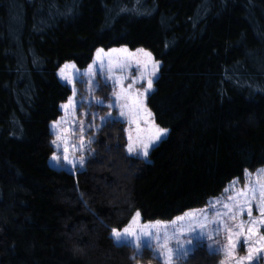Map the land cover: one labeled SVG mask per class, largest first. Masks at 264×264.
Instances as JSON below:
<instances>
[{"label": "trees", "instance_id": "obj_1", "mask_svg": "<svg viewBox=\"0 0 264 264\" xmlns=\"http://www.w3.org/2000/svg\"><path fill=\"white\" fill-rule=\"evenodd\" d=\"M120 47L160 63L146 104L167 137L147 162L110 123L84 170L54 169L50 124L71 96L59 69ZM262 167L264 0H0V264L160 263L110 230L203 208ZM222 258L199 248L182 264Z\"/></svg>", "mask_w": 264, "mask_h": 264}, {"label": "snow or ice", "instance_id": "obj_2", "mask_svg": "<svg viewBox=\"0 0 264 264\" xmlns=\"http://www.w3.org/2000/svg\"><path fill=\"white\" fill-rule=\"evenodd\" d=\"M122 51L126 52L127 50L124 49ZM100 52H103V49L99 50L97 53V59L100 60V63L95 66H89V73H91L92 76L95 75L96 71H100L101 74L105 71L104 62L100 59ZM137 52L144 53L148 58V61L144 63V67L147 68L148 63L151 62V53H146L144 49H138ZM125 67H127L126 63L121 64L120 62H116L113 64L111 60L106 67L107 75L104 77V86L110 87L114 96V99H112L110 103L104 100L94 99L87 101L81 99L77 101L75 99L76 89L73 85V95L68 98L67 103L61 105V109L65 113L71 111L73 114L77 107L83 110L87 105L89 108L88 112L81 111V119L76 120L74 117L72 124L61 129V132L56 133V139L51 141L57 149L61 147L60 144H57V141L60 140L62 142L64 145L62 153L63 159L73 168H75L77 164L80 168H83L85 160L83 156H81L78 161L69 159V148L71 147L74 151L84 150V133L88 129H93L95 127V121L97 119L100 120L101 125L104 127L110 123L115 124L125 121L130 124H135L137 133L142 131L140 128L141 120L146 124L150 122L148 118L151 117L152 113L146 108L144 100L152 90V77L159 70V64L158 62L152 63V70L148 72L147 78L143 75H138L133 78L131 83L126 87L124 85V79H126V77L117 76L114 72L115 68L123 70ZM68 68L75 69V65L65 64L64 67L60 69L59 75L61 79L65 80L68 84H73V78L65 74V69ZM87 74L88 73H81V76ZM109 81H111V85H109ZM80 82L84 83L83 80ZM138 82H145L146 86L143 89H136L134 86ZM87 83H90L93 89L102 91L99 83L95 82L91 76ZM93 103L100 108H115L119 115L113 117L111 112H109L107 116L101 117L98 113L90 111ZM84 117L91 118L88 120L87 124L84 122ZM120 118H124V121ZM61 121H63V117ZM61 121L54 122L53 127L59 125ZM64 123L68 124L67 121H64ZM151 123L153 125L152 128L143 130L149 133L146 138L137 135L134 141L132 135H128V143L125 145V149L129 156L147 158L149 149L155 146L162 137H166L168 129L155 125L154 121ZM73 125H75V127H73ZM69 128H72L73 134L77 132L80 133V143H70L67 137H62V133L67 132ZM91 143H93V141L88 139L87 144L90 145ZM56 159L57 156L54 154L53 160ZM250 176L251 174L245 170V183L243 188H238L237 185L239 180H234L231 182L230 186L224 189V192L227 194L226 199L210 201L211 212H209L208 209H203L199 210V215L186 214L188 219L186 232L189 234L186 237L188 241L186 247L181 244V236L184 235L183 232H173V238L176 241L174 248L169 247L168 237H156L155 234H153L160 248V251L154 253L155 258L161 259L162 264H173L174 260L186 261L187 258L193 255L199 248H205L209 254L213 256L222 255L223 258L220 264H253V262H255V264H264V231H262L264 230V169L258 170L257 178L254 183H249ZM254 208L256 212L255 215L253 214ZM139 216L140 213L137 211L132 222H135ZM177 219L184 220L185 217H178ZM110 231L117 246H131L135 249H139L141 245H143V247L149 251L153 248L152 238L143 240L140 235L131 231L130 226L123 228V235L121 231H118L116 228H112ZM221 233L224 235V244L213 246L207 243V241L213 240L214 237L219 236ZM128 237H134V239H129ZM238 249H243L246 254L242 256L238 255ZM137 255H142V252L138 251ZM132 259H135V257H132Z\"/></svg>", "mask_w": 264, "mask_h": 264}, {"label": "rangeland", "instance_id": "obj_3", "mask_svg": "<svg viewBox=\"0 0 264 264\" xmlns=\"http://www.w3.org/2000/svg\"><path fill=\"white\" fill-rule=\"evenodd\" d=\"M126 49L127 51H122ZM101 49H98L93 57V61L90 63V65H98L100 63V60L97 59V53L98 51ZM112 50H116V51H112ZM138 50V49H137ZM137 50H129L126 47H120V48H113L110 49L108 51L103 50V52H100V59L103 60L104 65H105V71L103 72V74H101L100 71H96L95 75L92 76L91 73H89V66L85 69H78L75 66V69L72 68H68L65 69V74L66 75H70L73 78V84H68L65 80L61 79V76L59 75L60 73V69L64 67V65L59 69L58 73H57V77L59 79V81L70 87L71 89V96L73 95L72 93V87L73 85L75 86L76 89V96L75 99L77 101L84 99V100H104L106 102H111L112 99H114V96L112 94V90L110 87H105L104 86V77L107 75V71H106V67L109 63V61L111 60L113 62V64H115L116 62H120L121 64H127V67H125L123 70L119 69V68H115L114 72L115 75L117 76H121V77H126V79H124V85L125 87L131 83L132 79L135 78L138 75H143L145 78H147V74L148 72H150L152 70V63H156V61L154 60V58L151 55V62L148 63V67L145 68L144 67V63L146 61H148V58L144 55V53H140L137 52ZM146 53V50H144ZM68 65H74L73 63H66ZM159 64V70H160V63ZM78 70V71H77ZM159 70L155 73V75L152 77L153 80V86H152V90L149 92L148 95H150L152 93V91L154 90V83L156 81V79L158 78V74H159ZM81 73H88L87 75H83L81 76ZM91 78L99 83L101 90H97V89H93L92 85L90 83H87V81L89 80V78ZM83 80L84 83H81L80 81ZM109 85H111V81H109ZM146 86L145 82H138L135 84V88L136 89H143ZM91 90V91H90ZM118 91V89H117ZM93 93H94V97H93ZM146 96L144 103L146 108L147 104H146V100L147 97ZM68 101V100H67ZM67 103V102H65ZM63 103V104H65ZM123 103V101H122ZM60 110H61V116L58 118V120L56 121H61V118L63 117V121H61V123L59 125H57L56 127H53V123L50 124V132H51V136L52 139H56V133L61 132V129H64L66 127H68L69 124H72L73 118L75 117L76 120L81 119L80 117V113L81 111L84 112H88L89 108L87 107V105L85 106V108L82 110L79 107L76 108L75 113H71V111H69L68 113H65L60 106ZM149 110V109H148ZM90 111L94 112V113H98L99 116L104 117L107 116V114L109 112H111L113 117H117L118 111L117 109L113 108V109H108V108H100L97 105H95V103H93L92 108L90 109ZM150 111V110H149ZM84 122L85 124H87L88 120L91 119L90 117H84ZM122 121H124V118H120ZM149 119V123H144L143 120L140 121V128L142 129V131L140 133H137L136 131V125L135 124H130L128 122H121L123 124H125V134H126V139L128 137L129 134L132 135L133 140L135 141L137 135H140L142 138H146L147 135L149 134L147 131H143L145 129H150L152 128V123L154 121L153 119V115H151V117L148 118ZM55 121V122H56ZM64 121H67L68 124H65ZM154 124L156 125L155 121ZM73 127H75V125H73ZM102 125L99 119H97L95 121V127L93 129H88L85 133V148L83 151H74L71 147L69 148L68 151V157L69 159H73L78 161L80 159L81 156H83L85 163L83 168H80L79 165L77 164V166L75 168H73L71 165H69L67 163V161H65L63 159V147L64 145L62 144V142L60 140L57 141V144H60L61 147L59 149H57L53 144V154L49 159V165L51 167H53L56 170H64L66 172L72 173L73 175H76L77 172L82 171L85 169L86 163L90 161V159H92L95 156V151L93 148V143L96 140V136L99 132V130L102 129ZM168 134V133H167ZM79 135L80 133H75L73 134L72 132V128H69V130L67 132L62 133V137H67V139L69 140L70 143H80L79 141ZM167 137V135H166ZM166 137H162L160 141L157 142V144L155 146H153L152 148L149 149V154L151 152V150L156 147L158 144H160V142L162 140H164ZM91 139L93 141V143H91L90 145L87 144V140ZM127 143H128V139H127ZM57 156L56 160H53V155ZM145 161L149 162V155L147 158H142ZM264 169V167L259 168L257 170L254 171H247L248 173L251 174V176L249 177V183H254L256 181L257 178V174H258V170ZM245 173V172H244ZM235 180H239V183L237 185L238 188H243L244 187V183H245V178H244V174L241 178L239 179H235ZM234 181V180H233ZM231 183L228 184V186H230ZM227 186V187H228ZM227 194L223 191V193H221L219 196L212 198L210 201H214V200H224L226 199ZM209 202L207 203V205H205L203 208L200 209H195V210H191V211H187L186 213L178 216V217H185L184 220H178L176 218H174L171 221H161V220H156V221H147L144 222L142 219V216L140 214L139 218H137L135 220V222H132L133 218L131 219V221L129 222V224L126 227L130 226L131 231L137 233L138 235L141 236V238L143 240H147L149 238H152V244H153V248L151 250V253L154 256V253L157 251H160L159 245L156 241V239L153 237V234H155L156 237H168L169 238V247H175L176 241L173 238V232L175 231L176 233H181L183 232L184 235L181 236V244L184 245L185 247L187 246V235H189L186 232V228L188 225V219L186 214H195V215H199V210H203V209H208L209 212H211V208H210V204ZM219 206V205H217ZM253 214L255 215V208L253 209ZM134 217V216H133ZM246 218V217H245ZM123 229L118 230L121 231V234L123 235L122 232ZM264 231V230H262ZM113 238V237H112ZM129 239H134V237H128ZM114 240V239H113ZM115 242V241H114ZM208 244H211L213 246H219L225 243V239H224V235L223 233H221L219 236L214 237L213 240H209L207 241ZM135 249V248H134ZM145 248L143 247V245H141V247L139 249H135L136 252L140 251L142 252ZM238 255H245L246 253L243 251V249H238L237 252ZM160 261V263L157 264H162V260L158 259ZM183 260H174L173 264H182ZM148 264H152V263H148ZM253 264H255V262H253Z\"/></svg>", "mask_w": 264, "mask_h": 264}]
</instances>
